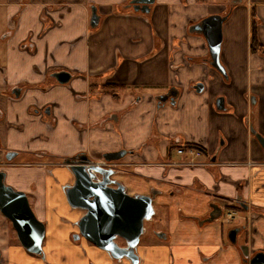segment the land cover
<instances>
[{
	"label": "crops",
	"instance_id": "0c3cea01",
	"mask_svg": "<svg viewBox=\"0 0 264 264\" xmlns=\"http://www.w3.org/2000/svg\"><path fill=\"white\" fill-rule=\"evenodd\" d=\"M131 2L0 0V172L47 226L44 258L1 232L0 264H132L77 238L85 210L66 193L76 181L68 160L120 151L128 167L112 179L153 197L163 227L139 245L140 264H248L264 253V148L252 133L264 137V0H156L149 14ZM214 15L229 16L227 78L193 31Z\"/></svg>",
	"mask_w": 264,
	"mask_h": 264
},
{
	"label": "water",
	"instance_id": "95a60500",
	"mask_svg": "<svg viewBox=\"0 0 264 264\" xmlns=\"http://www.w3.org/2000/svg\"><path fill=\"white\" fill-rule=\"evenodd\" d=\"M155 4L156 0H132L130 5L136 12L149 14ZM228 18V15H214L193 28L194 32L202 34L208 42L212 67L226 78L228 74L222 64L221 55L224 24ZM98 24L99 17L94 9L92 27L95 28ZM54 77L60 84H68L72 79L69 72L57 73ZM195 89L201 92L204 86L199 84ZM169 99L170 96H164L160 101L165 103ZM252 101L255 103V98ZM217 108L225 109L223 99L217 101ZM252 133L264 148V137L254 128ZM14 155L9 153L7 159L12 160ZM126 155V151H120L106 154L104 159L119 161ZM90 161L87 155L80 154L66 162L76 178L75 185L68 187V202L74 209L87 211L79 225L81 236L108 252L113 260L122 261L127 258L132 264H140L138 248L142 236L146 233L145 223L152 221L155 216L154 199L149 196L128 195L124 186L112 179L116 174L114 170L96 167ZM6 176L5 172H0V213L13 224L22 246L28 252L44 258L47 226L38 220L28 195L6 185ZM238 234V229L230 232L229 238L233 244L237 243ZM118 238L123 239L127 246L121 247L116 242ZM1 259L0 251V261ZM247 263L264 264V253L256 254Z\"/></svg>",
	"mask_w": 264,
	"mask_h": 264
},
{
	"label": "rangeland",
	"instance_id": "374dc122",
	"mask_svg": "<svg viewBox=\"0 0 264 264\" xmlns=\"http://www.w3.org/2000/svg\"><path fill=\"white\" fill-rule=\"evenodd\" d=\"M180 151V150H179ZM91 160V159H90ZM123 160V159H122ZM122 160H119V161H107V160H105L104 159V157L102 158V159H100V160H98V161H93V160H91V162H92V164H94V165H99L102 161H106V162H109V163H117V164H119V166L118 167H116L117 169H110V170H114L115 172H117L118 170H120L121 168H125V167H128L127 166V164L124 162V161H122ZM56 204H58V203H56ZM32 205V204H31ZM57 211V209L55 210V212ZM35 212V211H34ZM36 214V213H35ZM231 214V213H230ZM234 215V214H233ZM37 216V215H36ZM77 216V214H75L74 212H73V217H76ZM235 216V215H234ZM55 220L56 221H61V218L59 219L58 217H56L55 218ZM0 223H2L3 224V226H5L4 228H2V226H1V224H0V233L1 232H7V233H9L10 234V237L12 238V239H14V240H16L15 238H16V236H17V234H16V231H15V229L13 228V226H12V223L9 221V220H7L3 215H1L0 214ZM231 226V225H230ZM8 229H7V228ZM227 227H229V226H226V228ZM145 228H146V233L142 236V238H141V241H140V244L142 243V244H144L146 241H148V240H155V241H157V238H155L154 236H153V233H152V231L153 232H157V230H160V228H163L162 227V224L161 223H159V215H156L155 214V216L153 217V219H152V221H150V222H146L145 223ZM7 229V230H6ZM6 230V231H5Z\"/></svg>",
	"mask_w": 264,
	"mask_h": 264
},
{
	"label": "built area",
	"instance_id": "2783aa9c",
	"mask_svg": "<svg viewBox=\"0 0 264 264\" xmlns=\"http://www.w3.org/2000/svg\"><path fill=\"white\" fill-rule=\"evenodd\" d=\"M19 25H20V20H13L11 23H10V27H11V30L9 32L10 35H13L19 28ZM193 155H196L197 157H200L202 156V151L200 150H189ZM186 151L185 150H180L179 153L182 154V153H185ZM188 165L190 166H195L196 164H194V162H190ZM100 167L104 168V169H117L116 167L119 166V164L117 163H109V162H106V161H102L100 164H99ZM228 217L233 219L234 218V215L233 214H228Z\"/></svg>",
	"mask_w": 264,
	"mask_h": 264
},
{
	"label": "trees",
	"instance_id": "16d2710c",
	"mask_svg": "<svg viewBox=\"0 0 264 264\" xmlns=\"http://www.w3.org/2000/svg\"><path fill=\"white\" fill-rule=\"evenodd\" d=\"M200 2H207V0H199ZM252 18L254 19V21L252 22V26H251V35H252V51L253 52H257L259 45V26L255 23V18H256V13L252 12ZM189 148L192 149H197L203 152V150L201 148H199L198 146H191Z\"/></svg>",
	"mask_w": 264,
	"mask_h": 264
},
{
	"label": "flooded vegetation",
	"instance_id": "af4514ba",
	"mask_svg": "<svg viewBox=\"0 0 264 264\" xmlns=\"http://www.w3.org/2000/svg\"><path fill=\"white\" fill-rule=\"evenodd\" d=\"M91 162V161H90ZM91 164H92V162H91ZM92 165H94V164H92ZM94 166H96V167H100L99 165H94ZM100 168H102V167H100ZM106 170H110V169H106ZM75 185V184H74ZM74 185H71V186H69V187H73ZM67 191H69L68 190V187L66 188V193H67ZM31 204V203H30ZM31 207H32V205H31ZM32 209H33V207H32ZM34 210V209H33ZM87 215V211H85V213L83 214V216L77 221V226H78V228H79V225H80V223L82 222V220L84 219V217ZM12 226H13V224H12ZM14 228V227H13ZM81 236V233H80V228H79V235L77 236V238H82V236ZM121 247H126L127 245H126V242L124 241V240H121V239H117V241H116ZM125 259H127V258H125Z\"/></svg>",
	"mask_w": 264,
	"mask_h": 264
}]
</instances>
